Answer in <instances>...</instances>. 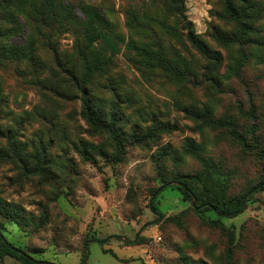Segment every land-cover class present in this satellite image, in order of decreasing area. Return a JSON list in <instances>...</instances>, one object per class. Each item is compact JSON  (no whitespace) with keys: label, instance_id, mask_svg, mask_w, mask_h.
Wrapping results in <instances>:
<instances>
[{"label":"rangeland","instance_id":"obj_1","mask_svg":"<svg viewBox=\"0 0 264 264\" xmlns=\"http://www.w3.org/2000/svg\"><path fill=\"white\" fill-rule=\"evenodd\" d=\"M58 1L74 6L73 23L60 17L51 25L49 11L36 13L25 0L8 9L15 25L0 7V202L16 216H0L2 236L54 264H84L85 249L87 264H264V191H249L220 229L171 185L162 187L163 178L201 172L203 162L220 172L227 196L243 195L264 174V0H251L253 42L242 47L216 39L215 30L234 32L223 0H179V11L172 0ZM80 5L104 15L101 33L114 50L102 39L87 44ZM187 33L220 59L200 54ZM94 59L103 65L83 84L84 64ZM82 88L93 105L119 116L126 136L157 126L156 138L127 145L113 163L108 137L81 116ZM208 121L233 125L248 146ZM41 151L43 175L29 171ZM157 189L155 215L148 204ZM138 232L136 241L119 239Z\"/></svg>","mask_w":264,"mask_h":264},{"label":"trees","instance_id":"obj_2","mask_svg":"<svg viewBox=\"0 0 264 264\" xmlns=\"http://www.w3.org/2000/svg\"><path fill=\"white\" fill-rule=\"evenodd\" d=\"M24 1L25 0H0V7L3 9V11L6 10L7 12L9 7L16 10L21 4L24 3ZM54 1L56 0H29V7L35 10L36 13L39 12L43 13L44 11L45 12L49 11L50 13L48 19H45L43 16L42 17L45 20H48L50 23H52L51 25H53V23H56V21L59 20L60 17H63L67 21L73 23L75 21V17L72 13L74 6L69 3H65L64 5L62 4L61 1L57 0L59 4L55 3L53 7ZM240 1H241V6L239 8H236L232 4L231 0H223L224 19L234 26V32L228 34L215 30L216 39L220 44L224 46L236 45L242 47V45L253 42V40L250 38V34L252 33L253 27L250 24L249 20H250V15L254 9V6L251 0H240ZM172 5L179 11V7H180L179 0H172ZM78 8L80 12H82V14L84 15L83 22L85 23V27H86L85 39L87 40V44L90 45L94 41L98 39H102L109 45L111 50H114L113 42L108 40L101 33V30L106 25V18L104 17V15H102L97 11V9L89 5H80L78 6ZM55 9H58L59 12H56ZM17 11H22L24 17H28L27 14L23 12L24 10H17ZM4 15L7 18V21L13 20V23L15 25L18 23L14 20L16 19V16L11 14L10 12ZM187 39L189 43L192 45V47L195 48L200 54H202L206 58L214 62H217L220 59L218 52L208 49L207 46L202 41H200L195 37V35L191 33H187ZM254 43L261 45V42L256 40L254 41ZM6 51L9 52L8 54H10L11 57H15L16 55H18L16 52L17 48L15 47H12L11 49H7ZM102 65L103 63L99 59L97 60L94 59L90 64L85 63L84 73L82 75V83L84 84L85 82H87L92 76V74L98 71L102 67ZM240 65H241V61H239L237 66L234 69H232V72L237 73ZM80 92H81V105H82L81 116L91 132L102 134L108 137L113 148V152L110 156V160L113 163L120 162L124 158L127 145L134 142L143 143L144 141L153 140L156 138L155 129L157 128V126H154L153 129L146 132L145 134H138L136 132H132L131 134L126 136L122 127L119 124L120 118L115 112H109L107 114L106 112H104L103 110H101L100 108L96 107L91 103V101L87 97L88 95L84 88H82ZM250 109H251V113L249 115L254 125L255 116H254V112L252 111L253 109L252 106ZM191 111L193 115L199 117V114H197L193 110ZM208 123L216 124L217 126L221 125L227 127L230 130L229 134L234 140L238 141L243 146L246 147L248 146L246 139L239 133V131H237V129L233 125L224 124L226 122H220V121H208ZM251 135H252L251 145L253 147V150L258 151L259 147L257 144V140L254 137V130H251ZM187 147L188 149L192 150L194 147L193 143L188 142ZM79 153L84 159L86 160L90 159L88 151L86 149L81 150ZM100 153L102 152H99V154ZM33 160L35 161V164L29 171L35 174L43 175L45 173L44 165L46 161L44 152L41 151L38 155H35ZM203 163H204V169H202V171L197 174L194 175L174 174L168 179L163 178L162 187L171 185V187L177 190L182 196V198L186 201H189L190 204L192 197H194L196 201V207L203 204H208L210 207H203L199 210H196L194 207L192 208L194 212L197 215H200L204 219L205 223H207L208 225L216 228L224 229L225 228L224 225L220 222L221 218L224 217L225 215L228 216L236 215L237 214L236 212L239 211L244 197L248 194L249 191L252 190L264 191V174L260 177L259 181L254 186L249 188L243 195L227 196L226 193L224 192L225 182L221 180L220 172L211 171V168L205 162ZM23 169L26 171V166H24ZM172 182L180 183L182 186L180 187L175 184H171ZM159 189L151 193V198L154 196V198L152 199V211L156 213L159 212V209L155 204L156 193L159 191ZM148 208H149V204H148ZM207 212H211L215 216V219L212 220L209 217H205V216L203 217V215ZM0 216L10 217V218L12 217L13 219L16 218V216L12 214L9 206L4 205L1 202H0ZM1 225L2 224L0 222V230H1ZM89 237L95 238L94 234ZM89 237H87V240L89 239ZM5 257L13 258L21 264H54L52 262L34 259L32 256L27 254L21 248L8 242L4 238V236H2L0 231V264H2L3 259ZM196 264H206V263L200 261Z\"/></svg>","mask_w":264,"mask_h":264},{"label":"water","instance_id":"obj_3","mask_svg":"<svg viewBox=\"0 0 264 264\" xmlns=\"http://www.w3.org/2000/svg\"><path fill=\"white\" fill-rule=\"evenodd\" d=\"M171 184H175V185L180 186V187L182 186L180 183H176V182H172ZM247 196H248V194L244 197V199H243V201H242V204H241V206H240V209H239V211L236 212V213H239V212H241V211L243 210L244 205H245V202H246V198H247ZM153 198H154V196H153V197L150 199V201H149V210H150L153 214L158 215V213L152 211V199H153ZM191 205H192V207H194L196 210H199V209H201V208H203V207H210L208 204H203V205H200V206L196 207V201H195V198H194V197H192ZM225 216H228V215H225ZM138 235H139V232L137 233V235L135 236V238H134L133 240H130V239H127V238H123V237H119V239H120L122 242H124V243H130V242H132V241H136ZM87 258H88V251H87V249H85V250H84V264H87Z\"/></svg>","mask_w":264,"mask_h":264}]
</instances>
